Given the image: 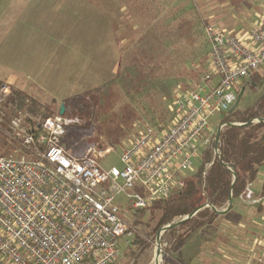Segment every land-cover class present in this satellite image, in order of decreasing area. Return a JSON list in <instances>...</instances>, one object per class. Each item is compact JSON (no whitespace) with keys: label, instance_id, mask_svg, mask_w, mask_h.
<instances>
[{"label":"built area","instance_id":"2783aa9c","mask_svg":"<svg viewBox=\"0 0 264 264\" xmlns=\"http://www.w3.org/2000/svg\"><path fill=\"white\" fill-rule=\"evenodd\" d=\"M205 33L218 84L180 91L173 102L175 120L169 127L139 132L122 150L123 169H104L97 162L112 148L92 147L81 159L70 156L62 138L72 119L47 118L39 136L22 118L11 121V136L22 150L0 156V264L116 262L128 233L117 198L125 194L134 210L169 198L183 185L181 176L194 166L199 147L216 142L217 132L205 138L211 118L230 111L238 98L236 88L264 69V18L249 32L253 48L212 23L205 25ZM10 94V87L0 82V104ZM136 185L144 194L128 195ZM246 200L261 202L252 187Z\"/></svg>","mask_w":264,"mask_h":264},{"label":"rangeland","instance_id":"374dc122","mask_svg":"<svg viewBox=\"0 0 264 264\" xmlns=\"http://www.w3.org/2000/svg\"><path fill=\"white\" fill-rule=\"evenodd\" d=\"M59 1L0 0V82L3 81L10 85V91L11 88H15L12 85L18 83L15 89L25 93L31 101H36L41 107L55 111V114L65 105L66 114L62 115L65 118L73 120L75 117L71 103L78 106L75 110L81 108L90 111L91 126L80 132L78 138L80 140L73 142L66 139L64 145L68 154L81 159L92 147L100 151L112 148L101 160L97 159V162L104 169L113 166L123 169L120 157L128 143L146 127L159 125L169 127L177 115L173 105L176 95L186 88L193 89L198 86L194 75L190 73L203 70L197 65L193 68L190 64L195 61H197L196 64L200 63L203 55L188 53L191 49L189 44L193 42V38L190 37V30L187 29L190 22L194 24L196 17H182L175 31L165 22L168 17H159V19L155 17L152 18L153 23H143L139 26L135 22L138 30L137 28L133 30L131 26V38H126L122 34L121 19L118 18L120 12L117 8H121L120 3L116 5L113 0H77L76 7H63L59 6ZM71 1L73 0L66 2ZM107 10L110 11L109 16ZM47 17L56 19L51 20ZM57 17L77 18L75 24L74 18L66 19L67 25L65 24L66 28L64 27L67 31L77 29V48L65 45L57 34L54 38L41 39L42 42H50L49 45L37 43L38 38H34L36 34L61 30L58 21H63V19ZM112 21L115 29L118 30L117 37L114 38L118 51L113 46L114 52L111 54L108 51L110 38L107 32L112 29ZM154 33L155 35L161 34L162 40L157 39ZM174 34L177 37V53L174 47L175 38L170 37ZM169 38L173 39L172 47L168 42ZM126 49H130L128 52L130 57L126 58V63L122 64V60L117 63L113 62L116 58L120 59ZM40 71H44V75L39 78ZM260 73L264 76V69ZM242 88H244V93L239 104L240 109L252 107L264 92V85L257 88L243 83L241 88L239 86L236 88L237 94L242 91ZM87 91L97 95L99 98L97 103L93 101V97L87 98L84 95ZM85 97L87 101L80 100ZM118 111L124 113L126 120L137 114L140 115L139 122L131 132L128 122H122L123 127L121 128L115 126L113 115ZM53 116L55 115L50 117ZM18 117L23 121L28 118L36 123L39 122V118L31 116L27 111ZM224 118L225 115L222 113L211 118L210 129L205 138L211 139L212 133H218ZM234 124L239 125L240 123ZM224 128L225 126L221 131ZM123 130L128 131L126 136L123 135L125 137L122 136ZM4 134L7 135L0 125L1 139L5 136ZM9 140L11 150H3L0 156L12 154L15 150L18 152L22 150L20 143L12 136ZM198 167L199 161L195 159L190 171ZM187 176L189 174H185V177ZM262 180H264V166L260 168L259 177L252 185L255 192L260 193L262 183L260 185L259 182ZM126 193L128 195L144 194L138 185L128 189ZM258 195L261 200L259 204L254 205L247 200H242L245 214L241 224L246 227L247 231H253L254 235L246 233V229H238V220L242 213L237 215L235 208L229 216L221 218L219 222L221 226L228 221L237 224L236 229L238 230L234 231V234L241 242L248 238L257 240V242L264 239V200L260 194ZM117 205L120 207V216L127 225L128 233L121 240V254L114 264H179L176 261V252L168 251L171 245L167 238L161 241L162 248L158 263L156 246L158 233L153 238L149 235L152 228H149L150 214L147 213L145 217H142L138 211L130 209L125 194L117 198ZM151 225L153 226L154 223ZM137 236L150 245V248L144 247V252L141 251L143 254H140L138 259L136 256L141 249L132 245V242L138 241ZM128 240L129 244H126ZM235 243L228 245L227 252L219 264L245 262V256L239 255L237 251V249L240 250L239 243L238 246H235ZM133 251L135 256L132 255Z\"/></svg>","mask_w":264,"mask_h":264},{"label":"trees","instance_id":"16d2710c","mask_svg":"<svg viewBox=\"0 0 264 264\" xmlns=\"http://www.w3.org/2000/svg\"><path fill=\"white\" fill-rule=\"evenodd\" d=\"M181 18L182 17H172V20H176L178 24ZM195 19L196 21L194 24L190 22V28L188 27L190 30L189 35L193 38V42L189 44V48L191 49L188 53L203 55L200 63L196 64L197 61H195L190 64L193 68L197 66L201 67L203 71L204 68H206L204 73H202L203 71L190 73V75H194L196 83L199 86L207 83L210 79L215 77V75L212 73L211 68L210 42L205 33V25L209 23V21H205L197 16ZM166 23L168 24V22ZM172 37L175 38L174 47L177 53V37L175 34ZM156 38L162 40L161 35H156ZM172 40L173 39L170 38L168 40L170 47H172ZM262 79H264V76H262L261 73H253L245 84H251L257 88H261L264 85ZM193 89L186 88L184 91ZM92 93L91 91H87L84 92V95L87 98L89 96L93 97V101L97 103L96 101H98L99 98ZM86 97L80 100L85 102L87 101ZM71 105L75 114L73 118L74 123L66 130L62 138L63 144H65L66 139H68L67 141L71 140L77 142V140H80L78 139L79 134H81L80 132L89 129L91 126L90 119L92 114L90 111L82 110L81 108L75 110L77 105H75V103H71ZM62 107H64V114H66L65 105ZM62 107L58 109V115H60ZM24 111H27L35 118H39V122L37 123L28 118L23 121L24 125L37 136L43 133L42 123L50 116L57 115L55 111L47 110L41 107L36 101H31L26 94L20 90L11 88V95L3 104H0V125L7 134H4L5 136L3 139L0 138V152L3 150H11V141L9 140L12 135L10 130L11 121L24 113ZM222 114L225 115V118L221 124H226V126L221 131L219 138L218 148L220 150V156H217L215 153L216 142L199 147L197 157L199 167L181 176L183 185L177 187L169 198L156 202L146 209L136 210L142 217H145L147 213L151 215L149 222L150 226H148L149 228L152 227L149 235L153 238L163 227L168 225L173 226L187 216L193 214L203 205H210V207L200 210L191 219L176 227L168 229L163 234L162 239L167 238L171 245L168 250L169 252L172 250L177 253L192 233L207 225L213 224L220 216L215 210L219 212L225 210L229 205L231 196L233 198L232 209L236 201L246 200L247 189L252 187L257 181L260 168L264 166V122H251L255 119L264 120V92L252 107L240 109L238 106L236 110ZM139 119L140 115L137 114L133 116V118L126 120L124 113L120 111L113 115L115 126L121 128L123 127L122 122H128L130 132L139 122ZM230 123L240 124H236L237 126H229L228 124ZM241 124L245 125L241 126ZM127 132L128 131L123 130L122 136H126ZM17 142L19 143V141ZM185 174H189V176L185 177ZM261 196L264 200V185ZM260 207H262V205H260ZM152 223H154L153 226L151 225ZM136 238L138 241L132 242V245H134L135 248L141 249L138 256H136V259H138L140 254H143L144 247L150 248V245L141 237L137 236ZM132 255L135 256L134 251Z\"/></svg>","mask_w":264,"mask_h":264},{"label":"crops","instance_id":"0c3cea01","mask_svg":"<svg viewBox=\"0 0 264 264\" xmlns=\"http://www.w3.org/2000/svg\"><path fill=\"white\" fill-rule=\"evenodd\" d=\"M67 0H60L59 6H77L76 1L66 2ZM111 1V0H109ZM108 1L107 5H110ZM117 5L120 3V9L118 18L121 19V29L122 34L126 38H131L130 27L133 26V30L137 28L140 24H149L153 20L152 18L158 17H168L165 22H168L169 28L175 31L177 22L172 20V17H203L205 21L214 24L219 29L234 33L239 36L248 46L254 47L252 43L249 32L264 18V0H113ZM196 7V8H195ZM195 8V10H194ZM107 15H110V11L107 10ZM76 16V14H75ZM63 19V21H58L61 25V30L58 31H45L40 34H36L34 38H38L37 43L42 45H49L50 42H42V38H54L55 34L59 35V38L64 41V44H68L70 47L77 48V29L67 31L66 19L74 18V24L76 23V17H57ZM47 19L55 20L52 17H47ZM53 22V21H49ZM137 22V25H135ZM160 22V21H159ZM153 23V22H152ZM66 24V25H65ZM113 24V21H112ZM59 26V25H58ZM155 26V22H154ZM65 27V28H64ZM153 27V26H152ZM151 27V28H152ZM117 28V27H116ZM189 30V28H187ZM156 31V30H155ZM159 31V29L157 30ZM118 30L115 29L113 24L112 29L107 32L110 41L108 42L109 53L114 52L115 42L114 38L117 37ZM204 33V31H203ZM156 33H154L155 35ZM161 35V34H160ZM159 35V36H160ZM156 36V35H155ZM154 36V37H155ZM205 36V35H204ZM172 37V36H171ZM206 38V37H205ZM67 47V46H66ZM116 49L118 46H115ZM209 49V45H208ZM118 51V49H117ZM130 49L123 51L120 59L116 58L113 62H119L122 60V64L126 63V58L130 57L128 53ZM90 52V51H89ZM102 54V53H101ZM129 63V59H128ZM127 63V64H128ZM129 65V64H128ZM44 75V71L39 72V78ZM3 82V81H1ZM219 77L215 76L210 79L207 83L203 84L207 87H214L218 84ZM5 83V82H3ZM6 84V83H5ZM8 85V84H7ZM10 86V85H8ZM17 88L18 83L12 85ZM11 87V86H10ZM241 88V87H240ZM244 90V88H242ZM214 133H212V136ZM262 183V188L264 185V180L260 181ZM261 185V184H260ZM262 188L260 193L262 194ZM236 210V214L242 213V216L238 220V229H246L242 226L241 222L244 218V202L238 200L233 207ZM232 209L229 213L223 216H219L217 220L211 224L207 225L198 231L192 233L183 247L176 253V261L182 264H219L222 261V257L225 256L227 252L228 245L233 242L235 246L240 245V250L237 249L239 255H244L246 260L241 264H262L264 263V239L260 242L257 240H251V238L245 239L242 242L239 237L234 234L238 229L236 225L231 221L225 222L224 224L219 223L221 218L227 217L231 214ZM234 213V212H233ZM237 220V219H236ZM231 222V223H230ZM247 231V229H246ZM246 233L254 235L255 233L248 230ZM237 234V233H236ZM238 235V234H237ZM257 242V243H256ZM236 251V252H237Z\"/></svg>","mask_w":264,"mask_h":264},{"label":"water","instance_id":"95a60500","mask_svg":"<svg viewBox=\"0 0 264 264\" xmlns=\"http://www.w3.org/2000/svg\"><path fill=\"white\" fill-rule=\"evenodd\" d=\"M243 93H244V90H242L240 93H239V95H238V98H237V101H236V103L234 104V106L232 107V109L230 110V112H232V111H234V110H236L237 108H238V106H239V104H240V102H241V99H242V96H243ZM64 111H65V109H64V107H62V109H61V112H60V115H63L64 114ZM264 122V120H260V119H255V120H252L251 122L253 123V122ZM229 126H237L236 124H228ZM242 125H245V124H241V126ZM224 126H226V124H224V125H222L221 126V128L219 129V131H218V133H217V136H216V146H217V144L219 143V138H220V134H221V129H222V127H224ZM232 206H233V198H232V196L230 197V200H229V205H228V207L225 209V210H223V211H217V210H215L216 212H217V214L218 215H220V216H223V215H226L227 213H229L230 211H231V209H232ZM208 207H210V205H208V204H205V205H203L201 208H199V209H197L193 214H191V215H189V216H187L186 218H184L182 221H180L179 223H177V224H175V225H168V226H166V227H163L160 231H159V233H158V235H157V244H156V246H157V248L159 249V254H161V241H162V236H163V234L168 230V229H171V228H173V227H176V226H178V225H180V224H182L183 222H185V221H187V220H189V219H191L193 216H195L200 210H202V209H204V208H208ZM162 255H163V251H162Z\"/></svg>","mask_w":264,"mask_h":264},{"label":"bare ground","instance_id":"6f19581e","mask_svg":"<svg viewBox=\"0 0 264 264\" xmlns=\"http://www.w3.org/2000/svg\"><path fill=\"white\" fill-rule=\"evenodd\" d=\"M157 261L158 263L160 262V254H159V249H158V254H157ZM161 264V263H160Z\"/></svg>","mask_w":264,"mask_h":264}]
</instances>
